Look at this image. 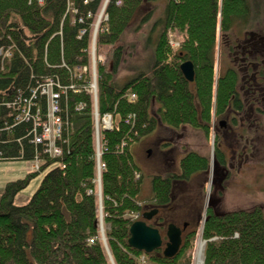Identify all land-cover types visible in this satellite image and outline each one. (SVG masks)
<instances>
[{
  "label": "trees",
  "instance_id": "obj_1",
  "mask_svg": "<svg viewBox=\"0 0 264 264\" xmlns=\"http://www.w3.org/2000/svg\"><path fill=\"white\" fill-rule=\"evenodd\" d=\"M159 1L0 0V161L33 159L28 135L32 125H14L17 111L11 103L37 90L34 103L44 110L46 97L39 93V86L47 81L64 89L60 105L66 127L61 156L42 158V170L54 167L31 199L14 205L17 193L38 173L8 182L1 193L0 264L191 263L196 229L189 225L173 258L160 250L144 253L129 245L131 216L141 211L140 180H134L140 169L130 147L155 129L157 121L173 129L185 125L207 135L213 109L217 116L227 111L232 99L240 104L233 97L238 80L233 70L220 75L213 96L215 32L219 26L222 43L236 20L246 21L251 10L247 0H164L162 18L151 24V31L157 28L156 37L150 34L144 44L150 51L149 64L120 85L116 74L122 63V36L151 21L154 10L146 12L145 8ZM97 20L96 44L111 46V60L107 66L96 64V103L100 116L112 114L114 119L113 130L101 135L105 144L100 146V189L92 97L87 92L92 77L88 47ZM171 33L180 35L176 49L169 39L176 35ZM187 61L194 66L192 83L180 73L179 65ZM153 102L159 104L156 118L149 111ZM80 104L84 106L78 111ZM133 121L136 127L131 126ZM180 165L178 175L152 178L150 201L155 205L151 206L169 205L174 186L206 170L208 163L191 152ZM204 218V264H264L260 206L226 212L209 206ZM147 224L161 233L158 226Z\"/></svg>",
  "mask_w": 264,
  "mask_h": 264
},
{
  "label": "rangeland",
  "instance_id": "obj_2",
  "mask_svg": "<svg viewBox=\"0 0 264 264\" xmlns=\"http://www.w3.org/2000/svg\"><path fill=\"white\" fill-rule=\"evenodd\" d=\"M247 2L251 10L248 17L245 18L247 22L244 19L236 20L235 26L233 25L231 29H229V35L224 37L222 43L219 26L216 28L213 96L217 88L216 83L218 78L222 74H227L230 65L226 57V51L234 47L237 40L236 35H240L238 36L239 39L247 34L264 36V0H247ZM152 8L154 10V15L151 21L143 24L142 28L137 32H126L122 36L120 41V46L123 48L121 57L122 63L117 69L118 72L116 74V81L120 85H123L127 79L132 77L139 69L147 66L150 62V51L144 47V44L150 34L153 38L156 37L157 28L154 27L151 31V24H153V21H158L162 18L165 8L164 0H160L157 5H148L145 11L147 12ZM103 20H105L104 17L100 19V23ZM171 34L176 35L175 37L169 38L172 42L180 37V35ZM92 36L88 47V60L92 62L96 57L95 60L97 61V65L101 62L107 66L110 64L111 60V46L97 45L95 40L94 47ZM94 37L97 38V34H94ZM232 62L234 65L233 69H236L234 73L238 75L237 88L233 97L236 96L241 98L242 94L246 95L244 88H247L245 84L247 77L244 75L245 69L243 64L235 63L234 60ZM85 71H87V68ZM180 73L182 78H184L181 69ZM92 76L94 77L93 74ZM184 79L187 83H192L194 81V79L193 81H187L186 78ZM189 86L191 88L193 87L191 84H189ZM69 88H72V86H69ZM71 92L74 94L75 88L74 91ZM47 94L48 93H46V95ZM261 101L256 106L257 108L254 113L250 110L251 101L248 99L249 104L246 100L245 102L243 101L242 106L245 110L246 118H248L249 121L242 128L238 126L236 137L232 134V130L229 127L230 122L225 112L217 116L213 113L209 128L210 133L207 135L185 125L177 129L170 127L169 130H172V132H169L166 131L167 128L160 121H157L158 123L155 129L131 144V154L135 164L140 169L137 175L134 176V180H140V191L137 199L139 204H141L142 213L150 211L153 207L150 205L153 203L150 201L152 178L155 176L160 177L170 174H180V163L185 153H197L199 156H203L208 163L206 170L192 173L186 181H182L181 183L178 182L180 185L174 186L175 183H173L172 186L177 187L176 192L174 193L173 190L172 193L173 196L175 195V198L169 205L161 207L162 209L156 207L157 209H161V214L157 217L161 219L162 222L160 229L163 237L167 231V224L175 223L180 227L183 222L190 220V214H196V216L190 220L192 224L190 229H196L193 247V249H195L196 244L201 238L200 226L204 220L203 215L209 206L214 207L220 212L248 210L254 206H260L264 213V94ZM214 105L215 99L212 106ZM158 108L159 104L153 102L149 110L153 114L152 117L156 118ZM241 112L239 116H241ZM222 121L224 123L221 125L220 123ZM27 122L32 125V129L35 128L31 120L23 121L22 123ZM28 135L31 138L33 134L30 131ZM28 135H26V137ZM232 151L237 152L234 153V159L231 158ZM33 163L34 162L30 160L0 161V197L8 182L19 181L32 171L31 165ZM97 165L96 168L99 170L102 166L99 165L98 162ZM49 167L48 170H42L35 175V177L30 180L29 185L17 193L14 198V205H25L31 199V196L41 184V180L53 169L54 164H51ZM227 172H229V175H225ZM216 194L220 196V199L217 200L215 204L211 205ZM157 220L151 219L148 223L155 226L157 225ZM165 242L160 252L165 246ZM190 262V264H192V256ZM202 264H204V261Z\"/></svg>",
  "mask_w": 264,
  "mask_h": 264
},
{
  "label": "built area",
  "instance_id": "obj_3",
  "mask_svg": "<svg viewBox=\"0 0 264 264\" xmlns=\"http://www.w3.org/2000/svg\"><path fill=\"white\" fill-rule=\"evenodd\" d=\"M8 55L7 53V56ZM55 84H53L52 81H47V83L39 86V93L46 97V107L44 110H41L40 106H36L34 103L37 98V90L32 91L29 95L30 97L24 100L15 98V107L20 108L19 106L22 105L23 108L17 111L14 125L19 122L31 120L34 124L33 127H35L31 130L33 134L31 137L32 142L36 146L40 145L44 154L51 155L52 157H59L61 155V148L58 142L61 143L62 134L65 130V121L61 115L62 108L60 105L61 93L64 89L59 84ZM45 92L48 93V97ZM87 92L95 94L94 83L87 85ZM6 107L10 108L8 105H6ZM108 120L109 117L103 119V127L109 126ZM97 133L98 130L96 128V136ZM33 168L37 169V165L33 166Z\"/></svg>",
  "mask_w": 264,
  "mask_h": 264
},
{
  "label": "flooded vegetation",
  "instance_id": "obj_4",
  "mask_svg": "<svg viewBox=\"0 0 264 264\" xmlns=\"http://www.w3.org/2000/svg\"><path fill=\"white\" fill-rule=\"evenodd\" d=\"M226 57L230 65L228 68L229 70H236L235 68L233 69V60L235 63L243 64L245 69L244 75L247 77L245 81L247 88H244L246 95L242 94L241 98H239V101L243 105V101L245 102L246 100V102H248L249 99L251 101L250 110L252 113H254L255 109L257 108L256 106L262 100V96L264 94V36H257L256 34L243 35V37L236 40L232 49L226 51ZM242 105L239 104L237 106L235 104V99H232L231 104L229 107H227L228 109L225 113L229 119L228 121L230 122L229 127L235 137L237 136L238 126L242 128L249 121L248 118H246L245 110L243 109ZM240 112L241 116H239ZM167 130L172 132V130ZM234 153L237 152H231L232 159L235 158ZM227 174L229 175V172H227L225 175ZM154 219H158L156 221V226H160L162 224L157 216H155ZM189 219L192 220L193 215L190 214Z\"/></svg>",
  "mask_w": 264,
  "mask_h": 264
},
{
  "label": "water",
  "instance_id": "obj_5",
  "mask_svg": "<svg viewBox=\"0 0 264 264\" xmlns=\"http://www.w3.org/2000/svg\"><path fill=\"white\" fill-rule=\"evenodd\" d=\"M181 72L187 81H193L194 79V67L190 62H184L180 66ZM158 213L157 209L151 210L142 214L143 220H150ZM138 221L131 224L129 227V245L137 251H143L144 253H151L153 250L160 249L162 247V241L159 231L154 228H150L146 225L145 221ZM185 226V225H184ZM166 238L167 243L163 249V255L167 258H173L179 251L181 246V230L174 224L167 226Z\"/></svg>",
  "mask_w": 264,
  "mask_h": 264
},
{
  "label": "bare ground",
  "instance_id": "obj_6",
  "mask_svg": "<svg viewBox=\"0 0 264 264\" xmlns=\"http://www.w3.org/2000/svg\"><path fill=\"white\" fill-rule=\"evenodd\" d=\"M96 58V57H95ZM94 58V59H95ZM90 64H93V61L92 62H90ZM76 93V92H75ZM78 93H80L79 91H78ZM88 95H90V97H92V98H95L96 99V95L95 94H93V93H88ZM133 95V94H132ZM132 95H131V98H132ZM214 102V101H213ZM213 102H212V104H213ZM91 104H92V107H95V104L93 103V101L91 100ZM241 104V103H240ZM242 105V104H241ZM11 106L12 107H14L15 108V112L16 111H19L20 110V108H18V107H15V105H14V101L11 103ZM108 121H113L114 122V119H110V120H108ZM132 125V127H136V122H132L131 123ZM166 131H168V130H166ZM210 133V132H209ZM31 139V138H30ZM105 144V141L104 142H102L101 141V145H104ZM30 145L32 146V150H33V153L34 154H44L43 153V149H41V147L40 146H36L33 142H32V139L30 140ZM95 146L98 148V151H96V154L97 155H100L101 154V147H100V144H99V142L98 141H96L95 140ZM46 157H48L49 159L51 158V155H48V154H44ZM132 155V154H131ZM33 168V167H32ZM36 170V169H35ZM98 170V169H97ZM102 170V168H100L98 171H101ZM36 171H38V170H36ZM40 171H42L41 170V168H40V170H39V173H40ZM135 175H137V173H135ZM96 179H97V184H98V189H100V184H101V179H100V173H97V175H96ZM179 189H180V186H179ZM173 190H174V193L176 192V190H177V187H174L173 188ZM173 190H172V193H173ZM172 195V194H171ZM175 196V195H174ZM173 195H172V198L174 199L175 197H174ZM220 196H218L217 194H216V197L213 199V202H212V204L211 205H213V204H215V202H217V200H219L220 198H219ZM232 211H235V210H232ZM226 212V211H225ZM196 216V214H194L193 215V217H195ZM143 221H145V222H148V220H143ZM189 223H191V221L189 220L188 221ZM203 247H204V243L202 242V240H200L199 239V241H198V243L196 244V246H195V249L193 250L194 252H193V255H192V264H202L203 263V254H204V250H203Z\"/></svg>",
  "mask_w": 264,
  "mask_h": 264
}]
</instances>
